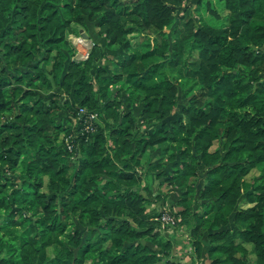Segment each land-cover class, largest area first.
Segmentation results:
<instances>
[{
  "label": "trees",
  "instance_id": "16d2710c",
  "mask_svg": "<svg viewBox=\"0 0 264 264\" xmlns=\"http://www.w3.org/2000/svg\"><path fill=\"white\" fill-rule=\"evenodd\" d=\"M218 1L0 0V264H182L155 176L195 257L264 264V0ZM88 21L111 71L74 56Z\"/></svg>",
  "mask_w": 264,
  "mask_h": 264
},
{
  "label": "crops",
  "instance_id": "0c3cea01",
  "mask_svg": "<svg viewBox=\"0 0 264 264\" xmlns=\"http://www.w3.org/2000/svg\"><path fill=\"white\" fill-rule=\"evenodd\" d=\"M94 27V26H93ZM88 34V38L92 39V37H98L97 39H99V41H101L103 44H107L108 39L106 38V36L104 34H101L100 32H98L95 28L92 30H90L89 32H86ZM98 35V36H96ZM84 37V36H83ZM112 51H116L117 50H112L109 49L107 47V50H103V53L101 55V58L99 60V62L104 63L106 60V57L104 56L106 54V56H112ZM104 52H106L104 54ZM108 60V59H107ZM133 109H135L134 114L137 117H140V113L139 110L141 109V105L140 104H136ZM155 152V150H153V153ZM165 177L163 178H159L155 176L154 179V184L156 185H160L161 189L167 194L166 195V201L162 202V201H156V202H150L147 205V210L150 213H156L158 212V210L160 208H162L165 205H169L175 208H179L177 205V201L181 196V190L178 187L172 186L170 184H168L167 181H165L164 183L161 182L162 180H164ZM183 229L188 231V227L186 226V224L182 223ZM166 236L170 239L173 240V247L171 249V252L173 254V256L175 258H178L181 260L182 264H213L212 263V259L208 254V248H209V243H207L205 249H204V253L203 256L200 258L195 257L194 255V245L192 244V241L190 239L187 238V235L184 232H178L172 229L166 230Z\"/></svg>",
  "mask_w": 264,
  "mask_h": 264
},
{
  "label": "rangeland",
  "instance_id": "374dc122",
  "mask_svg": "<svg viewBox=\"0 0 264 264\" xmlns=\"http://www.w3.org/2000/svg\"><path fill=\"white\" fill-rule=\"evenodd\" d=\"M211 2V6H213L214 8L217 9V12H218V16L213 14L209 9H208V5H207V2L206 0H202V2L200 3V7H199V10L195 13V16H202L203 18H205L209 23L213 24V25H224L226 23H228L229 21V10L226 9L224 6H222L218 0H210ZM193 13V9H191L190 11L187 12V18L192 15ZM186 18V17H185ZM94 24L93 22H87L86 24L84 25H78L76 26V31H72L71 29H69V33H68V38L71 40V43L73 45V47L75 48V55L76 58L78 59H83L84 55L88 52V55L90 54L91 52V48H89V45L87 43V41H84V40H80V36H83L82 35V32H89L90 30L93 31L94 29ZM169 31V29H168ZM98 36V35H96ZM98 38V37H97ZM96 37H92V40L96 41L97 42V48H96V52H98L99 54V58H101V55L103 53V50H107V44H103L101 41H99V39H97ZM112 56H108L106 57V60L104 63H101L106 66L110 71L112 70V62L110 61L111 58H116L118 55H119V52H116V51H112ZM83 58H81V57ZM88 57V56H87ZM70 58V57H69ZM74 58V57H73ZM86 58V57H85ZM108 59V60H107ZM95 63H98L97 59H95L94 61V64ZM185 71V70H184ZM94 75H95V70L94 68L92 69L91 71V78L94 80ZM60 89V88H58ZM188 101V98L185 96L184 92L181 93V96H180V99H179V108H181L184 104H186ZM178 112H174L172 114V117L176 118L178 117L179 115H181V111L180 109L177 110ZM140 113V111H139ZM148 126V125H146ZM144 127V125H143ZM171 168V163L168 162L166 164V169L170 170ZM160 178H163V177H160ZM193 183V182H192ZM193 186V184H192ZM192 191L194 192V187L192 189ZM230 225L231 226H234L235 229H236V226L234 225L233 221L230 222ZM47 252L49 254H53V250L52 248L50 249H47ZM229 264V263H228Z\"/></svg>",
  "mask_w": 264,
  "mask_h": 264
},
{
  "label": "built area",
  "instance_id": "2783aa9c",
  "mask_svg": "<svg viewBox=\"0 0 264 264\" xmlns=\"http://www.w3.org/2000/svg\"><path fill=\"white\" fill-rule=\"evenodd\" d=\"M79 38H80V40L87 41L89 48H91L95 44V41L88 38V37L86 38V37L80 36ZM87 56H88V52L83 57L85 58ZM83 57H81V58H83ZM85 111H86L85 108H83V107L80 108L81 113L85 112ZM87 117L90 120H93V119L98 117V113L97 112H88ZM87 127L90 128V124L87 125ZM65 143H66V146L69 150H71V151L74 150L75 142L72 140L71 135L66 136ZM176 209L177 208H175V207L165 205L159 209V213L156 216V218L160 221L162 228H164L166 230L172 229V230H175L178 232H184L187 235V238L190 239L191 236L189 234V231L184 230L182 223L179 222V218L177 217V215L175 213Z\"/></svg>",
  "mask_w": 264,
  "mask_h": 264
},
{
  "label": "water",
  "instance_id": "95a60500",
  "mask_svg": "<svg viewBox=\"0 0 264 264\" xmlns=\"http://www.w3.org/2000/svg\"><path fill=\"white\" fill-rule=\"evenodd\" d=\"M82 35L86 38L88 37V34L86 32H82Z\"/></svg>",
  "mask_w": 264,
  "mask_h": 264
}]
</instances>
